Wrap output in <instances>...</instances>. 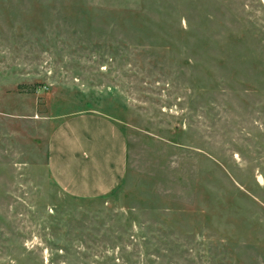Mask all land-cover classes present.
<instances>
[{
    "label": "rangeland",
    "instance_id": "obj_1",
    "mask_svg": "<svg viewBox=\"0 0 264 264\" xmlns=\"http://www.w3.org/2000/svg\"><path fill=\"white\" fill-rule=\"evenodd\" d=\"M80 113L128 139L98 199L49 173ZM0 264H264V0H0Z\"/></svg>",
    "mask_w": 264,
    "mask_h": 264
},
{
    "label": "crops",
    "instance_id": "obj_2",
    "mask_svg": "<svg viewBox=\"0 0 264 264\" xmlns=\"http://www.w3.org/2000/svg\"><path fill=\"white\" fill-rule=\"evenodd\" d=\"M90 131L92 135H90ZM106 134L111 154L116 160L104 168L90 162L88 148L101 159L100 139ZM49 173L67 194L79 199H98L117 189L128 170V139L124 130L109 116L80 113L66 119L53 132L49 142Z\"/></svg>",
    "mask_w": 264,
    "mask_h": 264
}]
</instances>
